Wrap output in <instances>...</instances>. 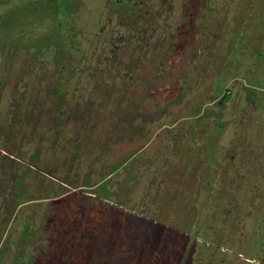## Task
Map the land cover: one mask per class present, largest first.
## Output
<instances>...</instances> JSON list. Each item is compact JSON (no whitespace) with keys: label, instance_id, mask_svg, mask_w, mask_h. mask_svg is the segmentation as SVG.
<instances>
[{"label":"rangeland","instance_id":"obj_1","mask_svg":"<svg viewBox=\"0 0 264 264\" xmlns=\"http://www.w3.org/2000/svg\"><path fill=\"white\" fill-rule=\"evenodd\" d=\"M107 4L120 9L116 0H0V264L42 252L74 192L73 219L87 209L136 222L135 253L118 249L115 264H264V204L248 194L250 177L220 187L211 174L232 162L246 174L264 168V0H222L210 73L197 71L209 83L183 95L167 89L202 67V46L168 58L162 29L137 84L120 63L92 59L112 53L101 42L114 36L100 32ZM237 198L244 212L233 210Z\"/></svg>","mask_w":264,"mask_h":264},{"label":"flooded vegetation","instance_id":"obj_2","mask_svg":"<svg viewBox=\"0 0 264 264\" xmlns=\"http://www.w3.org/2000/svg\"><path fill=\"white\" fill-rule=\"evenodd\" d=\"M179 1V6L175 7V3L169 0H116L120 5V9L117 11L110 9V4H107L105 6L106 12L109 13L108 15H112V18H108V20L102 22L100 32L112 30L114 36L110 35V39L102 38L101 42H103L104 45L110 43L112 48L109 47V49L112 50V53L110 55L102 53L103 55L98 56L94 54L92 55V59L97 58L98 64L100 63L102 66L110 64L111 61L115 63L114 66H117V62L120 63L118 65H123L124 68L122 71L123 76L129 79L131 83L137 84V80L143 75L144 67L146 66L143 62L147 63L152 53V44L155 41V35H158L159 29H162V39L166 42L167 50L165 52L168 58L170 55L177 58L183 56L188 48L197 45H201L202 48L200 49L199 55H195V57L199 58V63L205 58L203 59L205 63L202 67L197 65L194 68V66H192V68H194L192 71L190 70L188 73L186 72L183 74L184 77L180 80V88L174 89L176 87H169L167 93L174 91L180 92V94L183 95L185 92H198L203 86L209 83L208 79H205L206 76L201 74L200 71L199 75H197V71L201 68L206 74L210 73L211 68L209 64L211 65L214 58V45L217 40L216 30L218 26L216 25L217 20L215 18L218 12L217 8L219 7V11L224 13L227 11L228 6L220 4L222 0ZM225 2H227V0H225ZM173 13H176V16H174ZM129 51L130 55L128 61L122 59L121 54ZM101 70L102 69H99V71ZM119 72L120 71H118V73ZM193 77H198V79H200L199 84L190 80ZM202 79L205 80L203 83ZM248 109L251 112L256 111V104L252 103L248 105ZM252 120L251 118V121ZM245 141L246 140H244V142ZM243 150H245V155L249 156L251 153L252 155L255 154V150H253V146L249 141L246 143V147H244ZM256 150L258 153H264V148ZM259 156H261V154H259ZM255 158L257 159V157ZM253 167L256 170L255 173L251 172L253 174H246L245 172L238 171L240 168H237L232 162L226 171L220 172V170H216L212 171L211 174L218 179L217 183L220 187L225 184L242 188L247 177H250V180L246 182L247 184L250 183L249 187H247L249 188V190L247 189L249 191L248 194L258 198L257 201L255 203L253 201V203L260 209L264 204V168L259 167L257 163H254ZM221 173H224L225 177H222ZM203 191L205 197L206 191ZM202 195L203 192L201 193V196ZM238 201L239 198L235 200L233 210L242 212L243 208L238 209L236 206ZM254 212L256 213V210ZM245 260L247 263L255 261L248 258Z\"/></svg>","mask_w":264,"mask_h":264},{"label":"trees","instance_id":"obj_3","mask_svg":"<svg viewBox=\"0 0 264 264\" xmlns=\"http://www.w3.org/2000/svg\"><path fill=\"white\" fill-rule=\"evenodd\" d=\"M67 196L64 201L65 205L62 206L63 209H59L63 217L58 219L52 235L48 237V246L42 248L40 253L34 255L31 253L27 258H22L17 261L18 264H115L112 260L118 255L116 254L118 249L122 250L123 256L135 253L133 245H136L139 240L133 234L137 224L131 216L122 214V217H116V215L108 214L109 216L96 220L87 216L88 211L84 209L80 211L85 215L80 222L81 219L78 218L80 214H76L74 219L71 216L76 213V210H72L71 207L78 193L74 192ZM78 205L86 204L80 202ZM122 220L128 223L124 228L119 223ZM85 222L90 223L84 226ZM128 233L133 235L127 238ZM136 262L127 261L120 264H135Z\"/></svg>","mask_w":264,"mask_h":264}]
</instances>
